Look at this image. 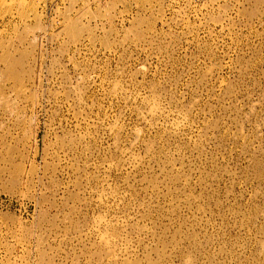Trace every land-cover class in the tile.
I'll list each match as a JSON object with an SVG mask.
<instances>
[{"label":"rangeland","instance_id":"rangeland-1","mask_svg":"<svg viewBox=\"0 0 264 264\" xmlns=\"http://www.w3.org/2000/svg\"><path fill=\"white\" fill-rule=\"evenodd\" d=\"M0 264H264V0H0Z\"/></svg>","mask_w":264,"mask_h":264}]
</instances>
